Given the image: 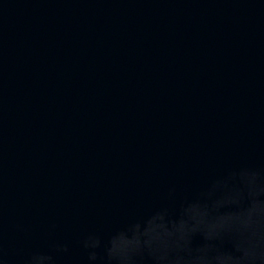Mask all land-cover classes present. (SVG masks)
<instances>
[{"label": "water", "instance_id": "obj_1", "mask_svg": "<svg viewBox=\"0 0 264 264\" xmlns=\"http://www.w3.org/2000/svg\"><path fill=\"white\" fill-rule=\"evenodd\" d=\"M243 168L264 181V0H0L7 264H88L89 235L103 255L217 200L215 228L243 211L222 197Z\"/></svg>", "mask_w": 264, "mask_h": 264}, {"label": "clouds", "instance_id": "obj_2", "mask_svg": "<svg viewBox=\"0 0 264 264\" xmlns=\"http://www.w3.org/2000/svg\"><path fill=\"white\" fill-rule=\"evenodd\" d=\"M261 176L254 168L229 174L228 180H235L236 184L228 187L225 181L226 191L222 197L242 207L243 211L228 222L208 228V221L215 217L211 211L215 209L216 200L211 209L208 206V219L191 225L187 222L186 232L149 233L135 223L129 228L132 235L129 237L121 231L111 239L103 255L97 251L101 247L100 238L89 235L82 242L88 264H139L145 254L152 258L153 264H264V181ZM197 233L202 235L199 244L193 242ZM225 242L231 247L226 248ZM57 249L66 252L67 245H58ZM0 261H4L2 247ZM23 264L55 262L50 254L33 252Z\"/></svg>", "mask_w": 264, "mask_h": 264}]
</instances>
